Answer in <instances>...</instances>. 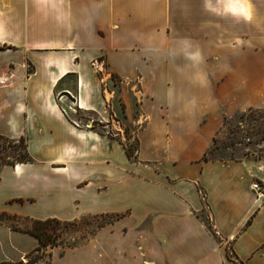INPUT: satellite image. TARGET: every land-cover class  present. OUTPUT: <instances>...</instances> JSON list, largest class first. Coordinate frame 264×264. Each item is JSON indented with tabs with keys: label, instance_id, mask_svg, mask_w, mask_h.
<instances>
[{
	"label": "crops",
	"instance_id": "0c3cea01",
	"mask_svg": "<svg viewBox=\"0 0 264 264\" xmlns=\"http://www.w3.org/2000/svg\"><path fill=\"white\" fill-rule=\"evenodd\" d=\"M158 1L164 21L153 29ZM136 9L144 11L139 19ZM165 48L193 50L191 98L158 112L145 102L158 62L132 50ZM214 53L229 74L233 60H264V0H0V135L24 137L32 158L0 166V212L60 221L113 215L114 233L128 227L132 264H264V199L251 188L261 179L258 167L207 156L218 125L205 113L217 90L207 67L213 62L204 57ZM173 61L159 62L179 76ZM235 66L246 71L243 62ZM110 73L121 79L122 107L103 94ZM134 76L144 82L143 125L128 157L118 138L78 126L57 97L69 92L75 107L107 126L117 127L120 115L136 124ZM182 111L193 118L170 120ZM105 233L102 226L82 247L80 264H103L97 254ZM39 245L35 235L0 221V263L25 262ZM55 248L51 263L79 264L77 250L60 256Z\"/></svg>",
	"mask_w": 264,
	"mask_h": 264
},
{
	"label": "rangeland",
	"instance_id": "374dc122",
	"mask_svg": "<svg viewBox=\"0 0 264 264\" xmlns=\"http://www.w3.org/2000/svg\"><path fill=\"white\" fill-rule=\"evenodd\" d=\"M163 2L158 1L152 8V24L153 29L159 22L164 21L162 16ZM139 9V8H138ZM136 9V18L139 19L140 12ZM148 20V18H147ZM150 21L148 24H150ZM185 22L183 28L185 30H192L191 26ZM188 27V28H186ZM189 31V30H188ZM174 33H169V35ZM172 37V36H169ZM172 39V38H171ZM192 49H134L132 52L140 60L153 59L158 62L154 67L156 72V82L151 87L149 98L145 99L147 104H153L155 111L160 112V107L164 105H176L177 101L181 98L188 102L191 98L187 85L191 83L187 78L189 74L193 72L192 60L193 59ZM145 53H151L152 58L145 55ZM212 54L211 57L205 54L204 60H212L213 64H209L207 67L210 68V73L215 74L216 78L211 81L212 88L217 90L216 96H211L210 107L212 111L206 112L205 120L214 119L218 125V129L213 137L211 147L208 151V157L210 159H241L244 158L248 161H253L258 167L261 179H264V60H233L232 73H225L223 71L225 61L223 56L218 54ZM204 55V54H202ZM147 59V60H149ZM186 59V60H185ZM161 60H175L173 61V67L178 68L176 76L174 71L166 72V65H160ZM203 60V58H202ZM230 62L229 60H227ZM236 62H243L246 71L240 72L235 66ZM162 63V62H161ZM164 63V62H163ZM96 69L102 73L104 69L98 65L96 61ZM176 64V65H174ZM28 70L30 66L26 65ZM229 67H231L229 65ZM173 72V73H172ZM175 74V75H174ZM232 76V79H229ZM140 76H134L132 78V120L137 123L130 125L125 118L120 115L117 127L107 126L106 123H101L98 119L90 113H85L79 108L72 105L73 111H69L70 116L73 120L78 123L85 125L90 123L92 127L97 128L99 131L108 133L112 137L118 138L123 144L126 145L132 153L136 149V141L134 139V131L141 125H143L140 119V104L144 102V89L142 84L144 82ZM108 82H104L103 94L108 95L109 92L111 97H114V102L123 106V102L120 101L119 89L122 86L121 79L116 75L110 73ZM184 85L185 91L180 97L176 94L180 86ZM74 96V95H73ZM163 96L165 100L163 99ZM58 98V97H57ZM111 99V98H110ZM106 105L109 106V100L105 97ZM58 101V100H57ZM63 106L71 104L65 97L61 99ZM181 113V112H180ZM177 113L175 119L171 116L170 120L181 121L187 120L186 111H182V114ZM155 115V114H154ZM193 118V114L188 115ZM197 119V118H196ZM154 121H156L154 119ZM10 147L4 141H0V155L12 159V155L22 153L21 144L18 141L11 143ZM4 147V148H2ZM259 179V180H261ZM204 220L210 226L208 218L203 214ZM115 216L104 215L100 217L95 216H83L69 221H61L59 223H50L44 226V230L49 234L56 236L55 250L63 255L66 251L78 252L79 264L83 258L82 247L88 243H94V235L103 226L105 227V240L104 246L97 254L99 258L104 259L103 264H132V250L130 248V241L128 236V227L124 226L123 232L120 231L114 233L115 229L112 226L114 223ZM0 221L6 222L13 228L26 230L34 227V223L31 220L22 217L3 216ZM126 234V235H125ZM50 247L43 248L41 250H34L29 253L30 261L33 264H54L50 261ZM96 246L94 249L96 250ZM229 253V251H228ZM96 254V252H95ZM94 254V255H95ZM96 256V255H95ZM26 256V260H27ZM95 263V262H94Z\"/></svg>",
	"mask_w": 264,
	"mask_h": 264
},
{
	"label": "trees",
	"instance_id": "16d2710c",
	"mask_svg": "<svg viewBox=\"0 0 264 264\" xmlns=\"http://www.w3.org/2000/svg\"><path fill=\"white\" fill-rule=\"evenodd\" d=\"M0 141H4L8 144V146L10 147V145H12L11 143L14 141H18L21 144V148H22V153H18L16 155H12V159H9L8 156L7 157H3L0 155V166L2 165H14L16 163H26V162H30L32 160L28 150H27V146H26V141L24 137H20L17 140H12V139H8L4 136L0 135ZM4 148V147H2ZM1 152V151H0ZM126 154L128 155V157L132 156V152L126 148ZM3 216H9L8 214L4 213V212H0V220L2 219ZM34 223V227L33 228H29L26 229L27 232L35 235L38 240H39V246L37 247V251L41 250L43 248H46L48 246H56L58 245L56 243V236L52 235V234H48L43 228L46 225H49L50 223H59L61 222L60 220L56 219V218H47L44 220H31ZM250 220H248L247 223H249ZM207 227L210 229L211 231V226L207 225ZM212 234L215 236V234L212 232ZM27 260L25 262H23L22 260H19L17 262H1L0 264H33V262L30 261V255H27Z\"/></svg>",
	"mask_w": 264,
	"mask_h": 264
},
{
	"label": "built area",
	"instance_id": "2783aa9c",
	"mask_svg": "<svg viewBox=\"0 0 264 264\" xmlns=\"http://www.w3.org/2000/svg\"><path fill=\"white\" fill-rule=\"evenodd\" d=\"M63 97H65L67 100H69L71 102V104L63 106V104H61L62 103L61 99ZM57 100H58V103H60L62 112L69 116L70 115L69 111H73L72 105L75 106V104H76L75 97L73 95H71L69 92L66 91L63 94L59 95ZM75 123L78 126L81 125L76 120H75ZM84 126L91 127V124L90 123H86ZM251 188H252V191L254 192V195H255L257 200L264 199V179L254 181L251 184Z\"/></svg>",
	"mask_w": 264,
	"mask_h": 264
}]
</instances>
